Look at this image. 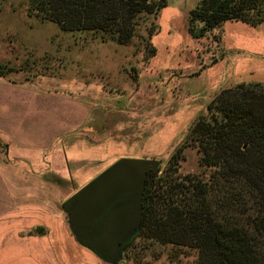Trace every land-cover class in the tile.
Wrapping results in <instances>:
<instances>
[{
	"label": "rangeland",
	"instance_id": "1",
	"mask_svg": "<svg viewBox=\"0 0 264 264\" xmlns=\"http://www.w3.org/2000/svg\"><path fill=\"white\" fill-rule=\"evenodd\" d=\"M200 1L166 0L151 18L158 25L154 36L146 40L150 24L142 22L129 43L118 44L28 16L27 0H0V255L16 251L10 237L19 212L26 235L46 225L61 236L68 221L62 203L110 164L121 157L155 159L156 175L164 174L221 89L264 86V23L227 21L193 38L189 10ZM150 45L156 48L151 58ZM199 156L187 146L173 176L210 175ZM139 234L123 264H196V250ZM59 240L56 249L28 237L30 264H70L63 235Z\"/></svg>",
	"mask_w": 264,
	"mask_h": 264
},
{
	"label": "trees",
	"instance_id": "2",
	"mask_svg": "<svg viewBox=\"0 0 264 264\" xmlns=\"http://www.w3.org/2000/svg\"><path fill=\"white\" fill-rule=\"evenodd\" d=\"M166 5V0H27L26 13L63 31H91L127 44L142 22L150 24L146 40L154 36L158 25L151 18ZM227 21L263 24L264 0H201L189 10L187 30L202 38ZM147 53L154 57L156 48L150 45ZM206 108L168 158L164 174H155L140 238L194 249L196 264H264V86L221 89ZM190 145L210 175L173 176Z\"/></svg>",
	"mask_w": 264,
	"mask_h": 264
},
{
	"label": "water",
	"instance_id": "3",
	"mask_svg": "<svg viewBox=\"0 0 264 264\" xmlns=\"http://www.w3.org/2000/svg\"><path fill=\"white\" fill-rule=\"evenodd\" d=\"M159 162L121 157L62 203L75 240L110 264H123L148 211Z\"/></svg>",
	"mask_w": 264,
	"mask_h": 264
},
{
	"label": "crops",
	"instance_id": "4",
	"mask_svg": "<svg viewBox=\"0 0 264 264\" xmlns=\"http://www.w3.org/2000/svg\"><path fill=\"white\" fill-rule=\"evenodd\" d=\"M21 214H22V212L21 213L19 212L18 214H16L19 216V218H16L18 220H13V221H16V225H15L14 230L12 232L13 234L10 237V239L13 240V243H15L16 251H12V253L10 251L9 252L5 251L4 253H2L0 255V264H30V260H28V254H27L29 251H27V247H26V241L28 240V237H30L32 239L34 238L36 241H38V244L43 242V241H46V242H48V244H50V246L54 245L55 247H53V248L57 249L58 246L60 245L58 241L64 242V240H59V237H62V235L66 241L65 244H67L66 248L69 249L68 250L69 252H65V254L66 255L70 254V264H86L85 262H87L88 264L89 263L90 264H100V262H99L100 258L99 257H97L91 250L80 245L75 240L74 236L70 232V229L68 226V221L63 220L61 223L63 225L62 226L63 230H62L61 236L59 235L56 238L54 235L52 236V234H51L52 231L50 232L49 227L46 225L37 226V227H41L42 229L38 230L36 232V234L32 236V235H26L25 231H27V226L22 224L23 223L22 220H24V219H23ZM45 237H46V240H43V238H45ZM51 242L53 244H51ZM76 243L81 248H78L79 246H76L77 245ZM70 246H72V248ZM75 247H77L76 250H75ZM87 251H89V252H87ZM90 253L94 254L97 257V259L94 258ZM67 257H69V256L67 255ZM87 257H90L91 260H92V258L95 260H92V262H91L90 258H87ZM86 258L88 261H86ZM100 261H103V260L100 259ZM39 264H41V263H39Z\"/></svg>",
	"mask_w": 264,
	"mask_h": 264
}]
</instances>
